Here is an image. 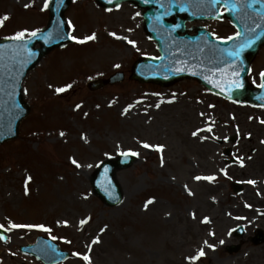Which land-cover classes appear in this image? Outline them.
<instances>
[{"label": "rangeland", "instance_id": "rangeland-1", "mask_svg": "<svg viewBox=\"0 0 264 264\" xmlns=\"http://www.w3.org/2000/svg\"><path fill=\"white\" fill-rule=\"evenodd\" d=\"M139 8L71 0L67 27L76 41L26 75L29 113L18 136L0 146L1 264H42L20 250L38 237L68 252L60 264H87L85 255L91 264H264V108L225 100L194 80L160 87L129 79L135 61L159 57ZM47 9L45 0H0V19L8 17L0 38L40 30ZM200 27L216 39L236 33L227 19L186 22V33ZM116 72L123 82L88 90ZM261 73L264 46L249 82L259 85ZM132 153L134 163L115 171L120 203L104 204L96 173ZM227 245H240L239 253Z\"/></svg>", "mask_w": 264, "mask_h": 264}, {"label": "water", "instance_id": "water-1", "mask_svg": "<svg viewBox=\"0 0 264 264\" xmlns=\"http://www.w3.org/2000/svg\"><path fill=\"white\" fill-rule=\"evenodd\" d=\"M126 0H98L99 4L111 8ZM141 6L145 4V29L156 41L160 58L146 57L135 62L131 79L141 83H153L164 87L191 78L199 81L216 95L234 102L264 106V87H252L247 80L250 65L259 49L264 45V0H129ZM71 0L51 2L50 21L44 33L28 41L9 42L0 40V145L18 134V127L28 113V107L19 96L24 75L37 62L57 46L68 40L64 14ZM220 7L225 9L220 12ZM227 17L239 35L229 41L213 40L204 28L196 36L184 35L186 22L195 20H217ZM40 49L35 50L36 44ZM124 80L123 73H115L108 80L99 79L89 83L90 90H99L107 84ZM264 84V76L262 77ZM261 84V85H262ZM132 155H122L106 161L95 175L92 185L95 193L109 206L120 203L122 191L115 181V171L131 166ZM235 192L242 191L233 184ZM241 235L243 228H238ZM256 243L263 236L259 232ZM23 248L43 260L56 264L68 258L66 252L47 241ZM239 246H229L227 251L237 252Z\"/></svg>", "mask_w": 264, "mask_h": 264}, {"label": "snow or ice", "instance_id": "snow-or-ice-1", "mask_svg": "<svg viewBox=\"0 0 264 264\" xmlns=\"http://www.w3.org/2000/svg\"><path fill=\"white\" fill-rule=\"evenodd\" d=\"M47 6H48V0H45V7H47ZM26 7H27V5H26ZM7 18L8 17L5 16L2 19H0V25H2L3 24V21L6 20ZM31 35L32 36H36V32H32ZM237 35H239V33H237ZM23 36H24V32H20V33H17V35L15 37H13V39H21ZM93 38L94 37H88L87 39H93ZM73 39H75V37H73ZM229 39H231V37ZM129 43H133V42L129 41ZM261 75L264 76V73H261ZM261 87H264V84H262ZM56 91L57 92H62V91H64V89L63 88H60V89H57ZM77 107H79V105H77ZM262 123H264V121H262ZM208 131H211V129L209 128ZM193 135L195 136L196 133L194 132ZM143 146L145 148H148V147H157L158 150H159V148L162 147V146H150L148 144H144ZM132 155H136V153H132ZM73 163L75 164L76 162L73 161ZM241 166H243L242 163H241ZM77 167H79V165H77ZM195 179L199 180V179H202V178L201 177H195ZM203 179H207V180H210L211 181V180L214 179V177H203ZM247 182L249 184H255V181H253V180H249ZM204 222H207V218H205ZM81 223H84V221H81ZM0 227H2V226H0ZM12 227H22V226L21 225H13ZM29 227H31V226H29ZM38 227L43 228L42 225L41 226H38ZM45 230H47V229H45ZM96 242H98V241H96ZM209 247H213V246L212 245H209ZM74 255H79V254L74 253ZM203 255H204V253H203V251H201L199 253V256H203ZM82 259L85 260L87 262V264H91L90 258L87 255L83 256Z\"/></svg>", "mask_w": 264, "mask_h": 264}]
</instances>
